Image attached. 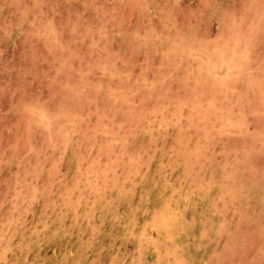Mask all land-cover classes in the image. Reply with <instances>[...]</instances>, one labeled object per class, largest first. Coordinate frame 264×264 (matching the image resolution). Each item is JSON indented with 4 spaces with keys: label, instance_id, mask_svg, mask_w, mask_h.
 I'll list each match as a JSON object with an SVG mask.
<instances>
[{
    "label": "rangeland",
    "instance_id": "1",
    "mask_svg": "<svg viewBox=\"0 0 264 264\" xmlns=\"http://www.w3.org/2000/svg\"><path fill=\"white\" fill-rule=\"evenodd\" d=\"M0 264H264V0H0Z\"/></svg>",
    "mask_w": 264,
    "mask_h": 264
}]
</instances>
